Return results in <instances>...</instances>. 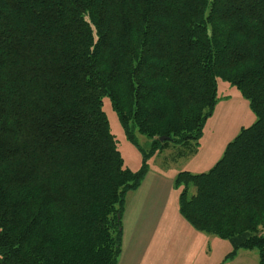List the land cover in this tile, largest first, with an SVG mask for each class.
<instances>
[{"label": "trees", "instance_id": "obj_1", "mask_svg": "<svg viewBox=\"0 0 264 264\" xmlns=\"http://www.w3.org/2000/svg\"><path fill=\"white\" fill-rule=\"evenodd\" d=\"M218 79L257 120L211 170L179 171V210L264 264V0H0V264H118L127 194L157 152L199 150Z\"/></svg>", "mask_w": 264, "mask_h": 264}, {"label": "rangeland", "instance_id": "obj_2", "mask_svg": "<svg viewBox=\"0 0 264 264\" xmlns=\"http://www.w3.org/2000/svg\"><path fill=\"white\" fill-rule=\"evenodd\" d=\"M103 109L125 164L133 170L138 169L143 160L142 152L126 137L108 96L104 97ZM256 120L257 115L249 100L243 96L237 86L218 79V102L212 116L206 121L199 150L188 158H177L176 151L171 145L170 148L151 156L148 160L149 167L165 171L167 174H178L181 170L195 174L207 172L221 159L227 144L243 128L253 125ZM136 137L145 149L149 148L151 143L149 138L138 132ZM182 189V186H176L175 195L171 196L170 206L166 212L169 222L166 227V239L162 241L163 249L152 264H259V253L256 249H239L231 258L229 255L233 249L227 239L200 232L197 234L202 239L194 240L184 224L191 225L179 210Z\"/></svg>", "mask_w": 264, "mask_h": 264}, {"label": "crops", "instance_id": "obj_3", "mask_svg": "<svg viewBox=\"0 0 264 264\" xmlns=\"http://www.w3.org/2000/svg\"><path fill=\"white\" fill-rule=\"evenodd\" d=\"M176 175L150 167L140 187L127 194L118 264H152L162 251L161 244L166 239L169 223L166 212L171 196L175 195ZM184 225L194 240L202 239L197 234L200 231L191 224Z\"/></svg>", "mask_w": 264, "mask_h": 264}, {"label": "water", "instance_id": "obj_4", "mask_svg": "<svg viewBox=\"0 0 264 264\" xmlns=\"http://www.w3.org/2000/svg\"><path fill=\"white\" fill-rule=\"evenodd\" d=\"M164 139H165L164 137L161 138V140H164Z\"/></svg>", "mask_w": 264, "mask_h": 264}]
</instances>
